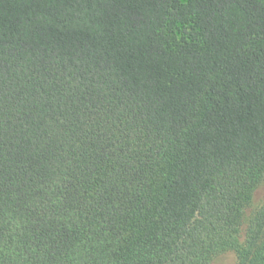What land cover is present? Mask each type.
<instances>
[{
    "label": "trees",
    "instance_id": "16d2710c",
    "mask_svg": "<svg viewBox=\"0 0 264 264\" xmlns=\"http://www.w3.org/2000/svg\"><path fill=\"white\" fill-rule=\"evenodd\" d=\"M264 0H0V264H264Z\"/></svg>",
    "mask_w": 264,
    "mask_h": 264
},
{
    "label": "rangeland",
    "instance_id": "374dc122",
    "mask_svg": "<svg viewBox=\"0 0 264 264\" xmlns=\"http://www.w3.org/2000/svg\"><path fill=\"white\" fill-rule=\"evenodd\" d=\"M264 202V180L263 182L257 187L251 205L246 210V218L252 216L253 212L259 208ZM238 253L236 250H230L220 255H217L213 259V264H238Z\"/></svg>",
    "mask_w": 264,
    "mask_h": 264
}]
</instances>
